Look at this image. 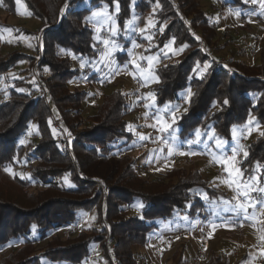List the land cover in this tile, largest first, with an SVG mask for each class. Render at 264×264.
Returning <instances> with one entry per match:
<instances>
[{
  "label": "trees",
  "instance_id": "trees-1",
  "mask_svg": "<svg viewBox=\"0 0 264 264\" xmlns=\"http://www.w3.org/2000/svg\"><path fill=\"white\" fill-rule=\"evenodd\" d=\"M21 1L39 21L35 52L40 58L35 63V56L17 50L0 56V90L2 82L9 85L0 103V250L17 245L0 255V264H44L43 260L81 264L90 257L94 243L108 264H133V245L148 243L160 221L178 222L182 214L211 220L207 203L228 199L224 190L210 186L197 169H169L162 179L152 181L138 175L134 160L121 153L134 139L125 118L127 96L121 89L104 95L92 115L82 116L86 93L70 85L84 75L101 51L89 25L98 20V10L115 15L122 30L124 25L130 28L127 23L132 16L141 20L157 7L154 20L164 29L157 40L158 49L153 51L170 39L176 47H185L180 60L154 70L153 101L157 106L177 105L191 90L184 110L170 127L175 131L178 126L174 142L194 131L201 136L206 130L230 140L233 127L244 125L252 115L262 131L245 146L238 166L244 177L258 172L260 179L264 178V48L256 64L233 59L220 64L210 50L197 46L194 30L206 41L214 35L198 0ZM0 6L16 12L14 0H0ZM223 6L232 10L247 4L245 0H227ZM59 48L74 57L75 67L69 56L58 53ZM124 55L115 53L119 62L126 59ZM22 62L27 64V72L34 63L37 73L48 72L41 76L46 98L31 95L36 90L34 82L14 77L12 70ZM197 63H208L200 76L195 72ZM90 74L89 79L99 80L96 73ZM52 114L62 119L60 129L52 126ZM26 132L35 140L30 137L24 143L21 136ZM60 132L67 136L61 143L57 141ZM119 140L124 142L117 144ZM96 184L104 189L95 190ZM136 198L142 203L139 215L126 216V208ZM91 212L96 214L95 223L101 225L98 231L80 228L73 233L70 226L78 225L82 213ZM62 228H66L64 236L54 233ZM183 254L181 249L174 264H185ZM204 264L229 261L210 251Z\"/></svg>",
  "mask_w": 264,
  "mask_h": 264
},
{
  "label": "rangeland",
  "instance_id": "rangeland-1",
  "mask_svg": "<svg viewBox=\"0 0 264 264\" xmlns=\"http://www.w3.org/2000/svg\"><path fill=\"white\" fill-rule=\"evenodd\" d=\"M225 1L227 0H198L200 8L209 17L214 35L206 41L198 30H194L199 40L197 46L205 51L210 50L212 56L222 65L231 59L239 60L245 65L256 64L259 53L264 48V8H261L260 0L255 3L253 0H245L247 6L230 10L223 6ZM14 2L15 13L7 12L0 6L1 29L12 30L10 33L4 32L3 38L0 39V56L6 57L8 53L17 50L35 56L37 63L40 54L35 52V45L39 36V21L31 15L21 0ZM156 8L153 6L141 20L136 15L132 16L127 23L130 28L124 25L122 30L116 23L115 15H107L103 10H98V20L87 24L94 30L101 51L98 59L84 71V75L72 81L70 88L86 93L81 108L84 117L92 115L102 97L114 89H121L127 96L125 118L134 139L121 153L134 160L140 177L148 181L160 180L169 169H197L210 186L224 190L228 199H221L218 204L207 203L206 207L211 210V220H201L198 217L189 219L182 214L178 222L160 221L159 229L150 234L148 243L142 246L133 245V264H174L173 258L181 249H184L185 264H204L210 251L226 257L229 264L237 260H241L242 264H264V240L260 238L264 236V193H250V202L256 204L255 209L248 208V216L252 217L251 219H245L243 212L233 211L239 201L245 200L242 195H238V192L243 190L242 184L237 188L238 181L257 177V180L252 181L254 188L264 187V178L260 179L258 172L244 177L238 166V162L243 159L245 146L260 136L262 127L254 116L250 115L244 125L233 127L230 140L206 130L201 136L199 131H194L190 136H185L184 140L174 142L178 126L175 131L170 127L184 110L191 90L185 92L177 105L167 103L157 106L153 101V85L156 82L154 70L158 66L180 60L185 45L176 47L173 39H170L158 51H153L164 29L163 25L157 26L154 20ZM105 40L110 43L105 45ZM117 52L125 53L126 59L123 62H119L115 57ZM58 53L69 56L73 66H76L70 53L60 48ZM34 66L27 72V64L22 62L12 72L16 78L26 77L28 82H34L36 90L30 92L32 96L41 95L46 98L48 94L41 83V76L48 75V72L43 70L37 73ZM207 67L208 63H197V76L204 74ZM91 72L96 73L99 80L89 79ZM8 86L6 82H2L0 103L5 100ZM149 94H152L151 97ZM51 117L52 126L60 129L62 119L56 114ZM158 118L160 123L157 122ZM53 122L59 123V127ZM164 123L168 127L166 131L161 132L159 128ZM141 136L145 138L141 139ZM30 137L27 132L21 136L24 143ZM35 138L32 136L31 140ZM65 140L67 136L60 132L57 141L61 143ZM218 140L223 142L222 147H217ZM123 142L119 140L117 144ZM169 148L172 149L171 153ZM236 169L240 170L241 175H237ZM7 170L13 174V169ZM20 171L21 167L18 169L19 174ZM98 189L104 188L96 184L95 190ZM141 207V201L134 199L132 206L125 210L126 216L139 215ZM95 219V212L82 213L78 225H72L70 228L73 233H77L80 228L87 229L90 233L94 228L98 231L101 225L95 223ZM65 230L66 228H62L54 233L64 236ZM16 248L17 245L5 246L0 250V255ZM91 250L90 257L81 264H108L98 244H91ZM42 262L50 264L47 260Z\"/></svg>",
  "mask_w": 264,
  "mask_h": 264
},
{
  "label": "snow or ice",
  "instance_id": "snow-or-ice-1",
  "mask_svg": "<svg viewBox=\"0 0 264 264\" xmlns=\"http://www.w3.org/2000/svg\"><path fill=\"white\" fill-rule=\"evenodd\" d=\"M253 2L255 3L256 0H253ZM260 6H261V8H264V0H260ZM28 15H30V13H28ZM97 15H99V13ZM11 31H12L11 29H0V39L3 38L4 32L10 33ZM141 31H143V30H141ZM104 43H105V45H108L110 42L105 40ZM106 54L110 55V53H106ZM20 91H23V89H20ZM151 95L152 94H149L150 97H151ZM189 95H190V93H189ZM225 103H227V101H225ZM146 107H148V105H146ZM157 122L160 123L159 118H158ZM167 127H168V125L166 123H164L159 128V131L164 132L167 130ZM262 134H264V133H262ZM140 138L144 139L145 137L141 136ZM222 143L223 142L218 140L217 141V147H222ZM169 152L170 153L172 152L171 148H169ZM181 154H184V153H181ZM193 154H195V153H193ZM245 155H247V154L245 153ZM235 171H236L237 175H241L239 169H236ZM254 180H257V177H251L250 180H248V181H242L241 180V181L237 182V188L238 189L240 188L241 184L243 185V190L239 191L238 195H242L245 198V200L239 201L238 204L236 205V207L233 209V211L243 212L245 215V219H251L252 218V217L248 216V208L251 207V208L255 209V207H256L255 203L250 202V193L252 191H258V192L264 193V187L254 188V186L252 185V181H254ZM224 183H228V181H224ZM229 186L231 187V184H229ZM234 199H236V197H234ZM262 211H264V206H262ZM260 238H261V240H264V236H261Z\"/></svg>",
  "mask_w": 264,
  "mask_h": 264
},
{
  "label": "built area",
  "instance_id": "built-area-1",
  "mask_svg": "<svg viewBox=\"0 0 264 264\" xmlns=\"http://www.w3.org/2000/svg\"><path fill=\"white\" fill-rule=\"evenodd\" d=\"M54 121H55V120H54ZM53 124H55L57 127H59V123H54V122H53Z\"/></svg>",
  "mask_w": 264,
  "mask_h": 264
}]
</instances>
